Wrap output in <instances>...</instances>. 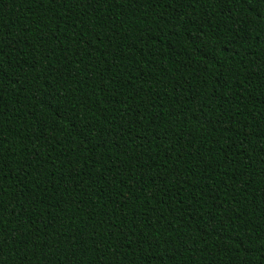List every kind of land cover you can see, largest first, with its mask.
<instances>
[{
  "label": "trees",
  "instance_id": "16d2710c",
  "mask_svg": "<svg viewBox=\"0 0 264 264\" xmlns=\"http://www.w3.org/2000/svg\"><path fill=\"white\" fill-rule=\"evenodd\" d=\"M0 264H264V0H0Z\"/></svg>",
  "mask_w": 264,
  "mask_h": 264
}]
</instances>
